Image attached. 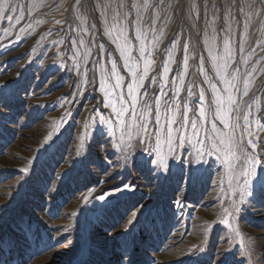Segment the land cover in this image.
<instances>
[{
  "label": "rangeland",
  "instance_id": "rangeland-1",
  "mask_svg": "<svg viewBox=\"0 0 264 264\" xmlns=\"http://www.w3.org/2000/svg\"><path fill=\"white\" fill-rule=\"evenodd\" d=\"M3 2L0 0V4ZM10 2L18 6L16 14L24 18L19 23L9 21L4 16L12 13L5 14L0 7V85L8 83L18 93L13 100V117L19 113L14 123L0 119V237L15 241L11 251L7 246L0 250V264H117L119 240L126 226L128 235L135 236L134 264H216L218 254L229 248V264H246L242 241L247 243L248 237L255 241L254 259L264 264L260 259L264 254V206L240 205L233 222L240 236L220 222L224 215L221 208L240 199V171L244 166L237 149L233 150L241 159L233 161L235 172L226 169L223 152L211 151L213 144L219 145L215 136L224 131L223 125L214 121L217 132L213 133V117L209 115L199 137L193 135L191 144L186 142L183 147L177 142L174 152H169L162 137L159 150L166 156L171 179L158 181L155 173L136 163L149 158V150L157 146L156 138L140 142L133 131L129 140L128 130L117 124L112 109L104 106L101 80L110 73L111 64L109 57L98 51V45L111 51L110 58L117 62L125 80V92L130 78L122 68L119 53L103 36L99 20L91 15L96 0H81L79 11L74 9L76 0ZM253 2L258 8L259 0ZM165 31L167 36L154 55L157 64L166 58L162 55L164 47L181 30L173 23ZM190 35L192 42L198 43V51L190 56L185 84L195 81L191 99L197 104L200 89L210 102L211 89L197 71L199 55L207 56L203 39L197 41L195 33L190 34L185 26L182 39L188 40ZM258 35L249 38L253 46ZM81 39L86 47L73 43ZM260 39L264 42V36ZM89 49L91 55L85 63L84 54ZM256 50L259 52V47ZM183 55L182 47H178L169 80L176 75ZM205 67L214 76L210 65ZM160 71L157 67L153 73L157 82ZM262 81L264 75L256 84ZM108 83L114 84V80ZM148 84L146 81V87ZM158 91L157 84H152L149 97L154 98ZM180 97H187V87ZM245 100L252 105L244 112L251 113L247 131L253 135L242 136L246 124L241 112L234 121L241 126L235 139L245 147L252 139L260 152L264 142V131L260 130L264 126V92L255 87ZM154 127L153 121L150 131ZM209 136L214 137L211 143ZM198 150L204 152L202 158L196 155ZM24 168L28 173L21 171ZM125 184L134 191L115 192L117 185L123 189ZM100 195L107 200L96 199ZM141 204L151 209L153 223L147 231L140 224L127 223L134 207ZM69 241L70 251L64 248ZM47 245L52 249L42 251Z\"/></svg>",
  "mask_w": 264,
  "mask_h": 264
},
{
  "label": "snow or ice",
  "instance_id": "snow-or-ice-1",
  "mask_svg": "<svg viewBox=\"0 0 264 264\" xmlns=\"http://www.w3.org/2000/svg\"><path fill=\"white\" fill-rule=\"evenodd\" d=\"M0 7L5 14L12 13L4 16L9 21L15 19L19 23L24 18L16 14L18 6L10 0H4ZM80 7L81 0H76L74 9L79 11ZM28 14L31 15L30 12ZM91 15L99 20L103 36L119 53L122 68L130 78L126 83L125 92V80L120 75L117 62L110 58L111 51L106 50L103 44L98 45V51L107 55L108 63L111 64L110 73L101 80V88L106 99L104 106L110 107L115 122L128 130L129 140L135 131L140 142L153 136L157 141L156 148L149 150V158L136 162L140 167L145 168L150 174L155 173V178L162 183L169 181L171 173L166 156L159 150L161 138L163 137L168 144L169 152H174L177 142L178 146L183 147L186 142L191 144L193 135L199 137L209 115L213 117V133L217 132L214 121H219L223 125L224 131L215 136V139L219 140V145L213 144L211 151L223 152L226 169L235 172L236 166L233 161L241 159L237 151L233 150L237 149L242 154L244 166L240 171L243 180L239 186L240 199L233 201L228 207L221 208L224 215L220 222L235 235L240 236L239 228L233 227L235 214L241 211L240 205L260 203L264 206V142L261 144L260 152L257 151V144L252 139H248L247 147L243 142L238 144L235 132L241 126L234 123L239 119V114L244 112L245 107H252L245 98L253 93V89L259 87L264 92V81L256 84L257 79L264 75V42L260 39V36H264V0H259L258 8L254 6L253 0H96L91 8ZM55 23L61 24L62 21L55 20ZM173 23L180 28V34L174 35L170 44L164 47L162 55L166 58L157 64L154 55L160 50V45L167 36L165 30ZM254 24H257L255 29L252 27ZM185 26L190 34L195 33L197 41L203 39V51L207 56L199 55L197 71L199 76L204 77L203 83L211 89L210 102L204 89H200L197 104L191 99L196 87L195 81L185 84V77L189 74L190 56L198 51V43L192 42L191 35L188 40L182 39ZM96 27L95 24L92 25L93 29ZM80 31L84 32L85 29L81 27ZM257 33L259 35L256 45L253 46L249 38ZM73 43L86 47L83 39ZM178 47H182L183 59L176 69V75L169 80L168 74L173 72L172 65L177 63L175 50ZM257 47L260 49L259 52L256 50ZM79 55L77 52L76 56ZM88 55H91L90 49L85 51V63ZM206 64L210 65L214 76L209 75ZM157 67L161 69L159 82L157 75L153 74ZM109 79L114 80V84L110 85ZM213 79L216 82H213ZM146 81H149L147 87ZM152 84H157L159 89L154 98L149 97V88ZM185 87L187 97L181 98L180 93ZM16 95L18 93L10 88L8 83L0 85V119L5 123L9 121L14 123L15 119L19 118V113L15 114V117L12 113ZM194 104L196 107H193ZM250 115L251 113L244 112L246 127L242 129V136L253 135L247 131V127L251 126ZM101 120L103 121V117ZM153 121L155 127L150 131L153 128ZM107 123L111 124L112 121ZM260 130L264 131V126ZM208 139L211 143L214 137L209 136ZM198 142L203 144L202 140ZM247 148H251V151ZM153 155L156 158L153 159ZM196 155L202 158L204 152L198 150ZM21 171L28 173L29 169L24 168ZM229 185L231 186V181ZM122 191L134 189L128 184H125L123 189L117 185L115 192ZM84 199L88 202V196ZM96 199L105 201L107 196L100 195ZM177 203L179 204V201ZM221 203L223 204V201ZM127 223L140 224L141 228L147 231L153 223L151 209L144 204L134 207ZM129 232L130 229L126 226L124 236L119 240L120 256L117 264H134L135 236L128 235ZM247 239V243L242 241V255L245 256L246 264H259L252 255L255 241L251 237ZM3 246H7L11 251L15 247V241L10 237H0V250ZM64 248L70 251L71 242L65 244ZM51 249L52 246L47 245L41 250ZM197 251L204 252L205 249L198 248ZM229 252L230 248L219 253L216 264H229L227 256ZM260 259H264V254Z\"/></svg>",
  "mask_w": 264,
  "mask_h": 264
}]
</instances>
